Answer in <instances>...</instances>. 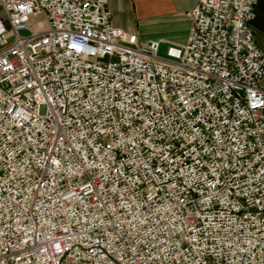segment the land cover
<instances>
[{"label": "built area", "instance_id": "2783aa9c", "mask_svg": "<svg viewBox=\"0 0 264 264\" xmlns=\"http://www.w3.org/2000/svg\"><path fill=\"white\" fill-rule=\"evenodd\" d=\"M259 1L162 56L109 0H0V264H264Z\"/></svg>", "mask_w": 264, "mask_h": 264}, {"label": "crops", "instance_id": "0c3cea01", "mask_svg": "<svg viewBox=\"0 0 264 264\" xmlns=\"http://www.w3.org/2000/svg\"><path fill=\"white\" fill-rule=\"evenodd\" d=\"M196 3L197 0H109L108 9L113 24L137 34L140 42L163 40L161 55L165 56L168 47L186 44L191 24L185 13ZM251 26L257 46L264 49V0L258 2Z\"/></svg>", "mask_w": 264, "mask_h": 264}, {"label": "rangeland", "instance_id": "374dc122", "mask_svg": "<svg viewBox=\"0 0 264 264\" xmlns=\"http://www.w3.org/2000/svg\"><path fill=\"white\" fill-rule=\"evenodd\" d=\"M8 36L10 37L11 35L9 34Z\"/></svg>", "mask_w": 264, "mask_h": 264}]
</instances>
